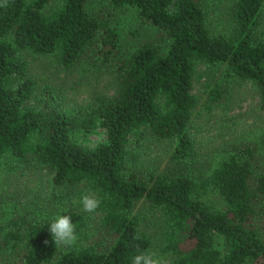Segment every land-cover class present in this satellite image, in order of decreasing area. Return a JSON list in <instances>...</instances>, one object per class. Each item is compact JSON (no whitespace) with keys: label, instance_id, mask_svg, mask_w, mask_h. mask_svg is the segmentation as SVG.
Here are the masks:
<instances>
[{"label":"trees","instance_id":"16d2710c","mask_svg":"<svg viewBox=\"0 0 264 264\" xmlns=\"http://www.w3.org/2000/svg\"><path fill=\"white\" fill-rule=\"evenodd\" d=\"M90 1L8 0L0 8V180L39 168L50 190L43 210H23L0 182V264H131L152 252L139 205L158 221L153 253L167 264H264V224L256 223L264 220V134L208 160L189 129L199 64L250 81L264 109V0H226L220 31L202 0ZM127 12L151 33L128 50L119 29ZM38 57L66 72L87 61L108 68L111 94L64 107L31 73ZM96 123L103 142L73 140ZM146 134L172 143L161 170L134 164L132 145ZM85 193L102 201L94 214L82 210ZM60 213L76 226L73 248L54 246L47 229Z\"/></svg>","mask_w":264,"mask_h":264},{"label":"rangeland","instance_id":"374dc122","mask_svg":"<svg viewBox=\"0 0 264 264\" xmlns=\"http://www.w3.org/2000/svg\"><path fill=\"white\" fill-rule=\"evenodd\" d=\"M202 1L208 11L210 26L214 30H222L225 27L226 0ZM88 6L94 8L97 3L92 0ZM121 21L119 29L124 49L128 50L129 44L134 43L136 37L151 36L130 12L122 16ZM88 63L81 62L77 65L81 71L66 72L49 58L38 57L31 59L30 70L39 85L48 84L57 91L64 107L84 106L97 95L111 94L113 81V73L108 68H97L94 71V67ZM191 93L196 97V103L189 129L195 150L202 158L212 160L221 148L264 134V109L258 106L256 88L248 80L229 77L222 65L199 64L193 76ZM72 138L76 143L91 148L103 142L105 135L96 123L90 132L74 133ZM171 145V142L154 140L146 134L141 142L132 145L136 150L135 166L141 171L161 170L165 166ZM12 174L9 179L0 180L1 184H8L7 200L14 199L23 210H43V199L50 192L47 174L39 168L36 171L24 170L23 173L16 171ZM137 210L144 212L143 226L152 237V252H156L157 245L161 242L158 221L153 214L145 212L147 210L141 205ZM256 223L263 225L264 220L259 218Z\"/></svg>","mask_w":264,"mask_h":264},{"label":"clouds","instance_id":"9594fccd","mask_svg":"<svg viewBox=\"0 0 264 264\" xmlns=\"http://www.w3.org/2000/svg\"><path fill=\"white\" fill-rule=\"evenodd\" d=\"M6 7H8V0H0V8ZM80 203L84 212L94 214L100 208L102 201L92 194L85 193L81 197ZM68 211V209H64L61 213ZM61 213L53 218L47 229L51 234L54 246L73 248L79 241L76 226L72 222L70 215H61ZM131 264H164V260L153 252L142 251L132 257Z\"/></svg>","mask_w":264,"mask_h":264}]
</instances>
